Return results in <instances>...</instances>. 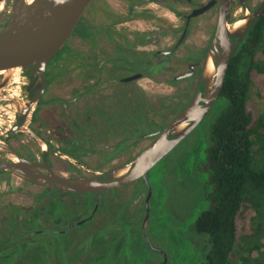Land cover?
Instances as JSON below:
<instances>
[{"label":"rangeland","instance_id":"1","mask_svg":"<svg viewBox=\"0 0 264 264\" xmlns=\"http://www.w3.org/2000/svg\"><path fill=\"white\" fill-rule=\"evenodd\" d=\"M97 14L96 0H91L67 44L50 61L48 75L52 84L63 80L55 93L65 96L70 88L78 85L79 81L73 79L71 65L74 58L77 60L79 57H74V54H68L69 52L75 53L78 50L86 53L83 55L84 61L88 59L89 65L77 72L103 71L99 66L97 70L96 66L92 65L93 61L98 59L99 40H88V37H94L89 36L91 31L86 32V29L93 27L94 20L97 21ZM251 14L244 8H239L233 22H240ZM79 32L83 37L79 36ZM191 42L197 44L199 39L194 35ZM101 46L106 56L112 55L109 42H104ZM94 51L96 52L93 53ZM135 59L136 66L129 67L125 64L121 69L109 68L106 72L114 75L109 79V76L103 77L104 81L99 85L103 88L102 97H90L86 103H80V106L90 110L91 105H101L103 101L104 106L99 110L104 111L105 115H113L115 112L119 117L124 116L123 119L140 117V120L144 121V125L139 127L141 130L151 119L156 127L165 126L176 112L175 104L186 102L195 92L193 88L201 74L199 79L193 81L170 80L167 86H156L148 80L131 85L121 84L119 79H113L122 77L134 67H140L143 58ZM2 81L6 83H3V89L0 90V141L5 142L3 138L10 131L17 114L25 107L29 97L25 90L28 79L20 68L4 72L0 76V86ZM92 81L93 79L87 80L89 84ZM249 98L259 104L264 116V104L257 97L254 87L250 89ZM51 102L53 101L49 103ZM218 103H215L209 115L195 131L147 174L152 196L146 230L152 246L165 253L167 264H204L209 250L207 237L194 230L195 219L204 206L202 184L205 176L197 169V164L199 154L208 141V126L221 108ZM96 113L100 114L98 111ZM45 114L48 115V112ZM30 120L31 117H28L24 126H27ZM22 129L26 131L24 127ZM149 142L150 140L143 137L137 147L120 153L102 170L125 163L131 154L140 151ZM0 153L6 154L1 149ZM251 159L254 170H264V140L254 137ZM88 164L102 166L104 163L100 158L88 160ZM62 171L64 172V169ZM85 171L84 173L91 174L93 170L85 167ZM147 194V186L142 180L111 191L105 196L97 193L81 195L43 189L4 171L0 177V260L5 255L2 259L5 264H160L163 258L146 245L141 232ZM100 199L102 201L98 208L99 218H95V221L108 222L107 226L97 230L95 225L88 224L75 230L84 233H90L94 229V233L114 230L111 238L96 239L92 234L83 237L84 234L78 239L64 238L53 232L56 230L52 223L54 220L56 223L60 222L64 228L69 222L74 224L77 220L89 216L95 202ZM254 199L261 205L260 215L256 216L254 222L264 226V191L256 193ZM246 249V244L242 243L232 257L233 264L240 262V258L246 254ZM6 250H12L11 254H6ZM260 262L258 259V264Z\"/></svg>","mask_w":264,"mask_h":264},{"label":"flooded vegetation","instance_id":"2","mask_svg":"<svg viewBox=\"0 0 264 264\" xmlns=\"http://www.w3.org/2000/svg\"><path fill=\"white\" fill-rule=\"evenodd\" d=\"M12 1L9 0V6ZM262 2L263 0H232L231 23H234V15L239 8L254 13ZM96 3L97 24L103 31L99 35L97 59L99 64L107 68V71L109 68L121 69V66L125 64H128L129 67L136 66L135 58H143L140 67H134L128 73L123 74L122 77H113V79H119L121 84L130 85L141 80H148L156 86H167L170 83L169 81L173 79L188 81L199 79L203 61L216 33L220 0H96ZM7 11V14L0 17V32L11 18L10 9L8 8ZM195 11L204 12L194 15ZM104 30H108L110 35H107ZM184 34L185 37L183 38ZM194 35L199 39L197 44L191 42ZM104 42L110 43L112 55L106 56L104 54L101 46ZM110 57L112 60H109ZM87 60L82 69L88 67ZM124 60L127 62H124ZM49 69L50 63L46 68L47 87L42 96V101L27 126L23 125L24 129L33 133L36 139L31 138L26 134V131L21 130L17 134L7 133L3 140L17 156L28 161L42 164L46 156L47 164L56 174L62 177L82 178L90 176V174L84 173L85 167H89L93 171H101L104 168L103 166H100V168L98 165L88 164V160L102 159L98 154L99 150H97L99 146L116 142L132 144L135 141L137 121L134 118L135 116L130 117L131 119H123L124 116L123 118L119 117V114L117 116L115 112L113 115L108 113L105 115L104 111L99 110L100 107L104 106L103 101H101V105H91L90 110L80 106V103H86L90 97H102L103 88L99 85L101 81H104L103 77L106 75L109 76V79L114 74L110 73L109 75V72L106 71H97L96 73L73 72V79L79 81L78 85L76 84L75 87L70 88L69 93L62 96L55 93V90L63 80L52 84L53 82H50L48 75ZM88 79H93V81L89 84ZM197 86L198 83L195 84L193 91H196ZM50 101L53 102L49 103ZM96 111L100 114H97ZM45 112H48V115ZM99 115L102 117L98 118ZM118 119L123 121H118ZM159 130L157 128L145 135L153 134ZM154 138V136L146 138L150 140L148 145ZM89 146L96 150L88 152ZM110 149L113 150L110 152ZM114 151V147L106 149L107 153ZM6 161H11V159L6 154L0 153V162ZM39 170L45 174L47 173L43 168H39ZM3 172L0 171V177ZM142 181L149 191L148 181ZM115 190L117 189L110 190V192ZM110 192H99L97 194L105 196ZM101 201L100 199L95 202L89 216L77 220L74 224L69 222L65 228L62 227L60 222L56 223L54 220L52 223L56 230L53 232L64 238L78 239L84 234L83 237L92 234L96 239L111 238L110 235L114 234V230L94 233L95 229L99 230L108 224V222L95 221V218H99L98 208ZM150 202L151 197L149 204ZM149 204L147 208L145 200V217L141 224V232L146 245L163 258L160 264H167L165 253L152 246L147 234L146 228L151 212ZM88 224L96 227L90 233L75 230Z\"/></svg>","mask_w":264,"mask_h":264},{"label":"water","instance_id":"3","mask_svg":"<svg viewBox=\"0 0 264 264\" xmlns=\"http://www.w3.org/2000/svg\"><path fill=\"white\" fill-rule=\"evenodd\" d=\"M90 1L33 0L27 4L25 0H13L10 6L9 0L0 1V17L7 14L8 8L11 14L9 22L0 32V76L20 68L28 79L25 90L29 100L17 114L8 133L23 131L27 118L33 117L47 87V65L67 44ZM231 1L220 0L216 33L203 61L194 95L161 130L145 135L144 138L155 137L145 149L111 169L91 171L90 176L82 178H67L51 169L46 156L42 164L31 162L17 156L5 142L0 141V149L11 159L0 162V171L13 173L43 189L81 195L118 189L141 179L147 181L149 171L188 138L209 115L220 96L235 52L264 13L263 0L254 13L242 20L245 21L244 26L231 33L227 27L231 24ZM202 12L195 11L194 15ZM209 59L213 61L214 72L207 75L205 70ZM3 83L6 82L2 81L0 90L3 89ZM26 134L36 139L30 131L26 130ZM39 168L45 169L47 173L41 172ZM151 194L149 187L147 208Z\"/></svg>","mask_w":264,"mask_h":264},{"label":"trees","instance_id":"4","mask_svg":"<svg viewBox=\"0 0 264 264\" xmlns=\"http://www.w3.org/2000/svg\"><path fill=\"white\" fill-rule=\"evenodd\" d=\"M93 23V27L86 29L87 33L91 31L89 36L94 37L90 39L86 35V40L88 37L92 42L99 40L103 32L97 21ZM104 32L110 35L108 30ZM79 36L83 37L82 33L79 32ZM76 51L68 53L79 57L77 60L74 58L72 72L81 70L85 65L83 55L86 53ZM96 59L92 65L97 70L99 66L106 71L107 68L102 67ZM251 87L255 88L257 97L264 104V14L243 39L230 62L217 100L221 108L208 126V141L199 154L197 169L205 176L202 184L204 206L195 219L194 230L207 237L209 250L204 264H233L232 257L242 243L246 244L247 249L238 264H258V259L261 261L259 264H264V226L254 222L261 211V205L254 197L256 193L264 191V170L257 171L251 166L254 137L264 140V116L259 104L249 98ZM189 99L175 104V114ZM134 118L138 124L132 144L106 143L97 149L103 167L119 153L137 147L146 133L164 127H156L151 119L150 124H145L141 130L139 127L144 125V121L140 117ZM109 147H115V151L107 153ZM95 150L92 146L87 149L88 152ZM11 252L6 250V254ZM2 259L0 264H5Z\"/></svg>","mask_w":264,"mask_h":264},{"label":"bare ground","instance_id":"5","mask_svg":"<svg viewBox=\"0 0 264 264\" xmlns=\"http://www.w3.org/2000/svg\"><path fill=\"white\" fill-rule=\"evenodd\" d=\"M27 4L31 3L33 0H25ZM1 9V8H0ZM245 24V21H240V22H234V23H231V24H228L227 27L229 29V31L231 33L239 30L240 28H242ZM206 74L209 75V74H213L214 72V65H213V61L212 59H209L208 62H207V66H206ZM14 161H16V159L13 158Z\"/></svg>","mask_w":264,"mask_h":264}]
</instances>
